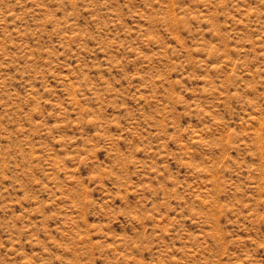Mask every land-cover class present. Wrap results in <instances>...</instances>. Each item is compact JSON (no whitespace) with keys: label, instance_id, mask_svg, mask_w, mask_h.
<instances>
[{"label":"rangeland","instance_id":"1","mask_svg":"<svg viewBox=\"0 0 264 264\" xmlns=\"http://www.w3.org/2000/svg\"><path fill=\"white\" fill-rule=\"evenodd\" d=\"M0 264H264V0H0Z\"/></svg>","mask_w":264,"mask_h":264}]
</instances>
